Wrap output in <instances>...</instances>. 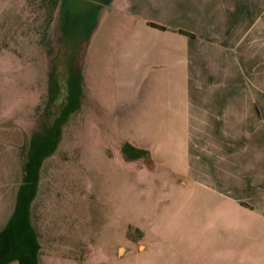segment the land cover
I'll list each match as a JSON object with an SVG mask.
<instances>
[{"label":"rangeland","instance_id":"obj_1","mask_svg":"<svg viewBox=\"0 0 264 264\" xmlns=\"http://www.w3.org/2000/svg\"><path fill=\"white\" fill-rule=\"evenodd\" d=\"M158 2L67 0L70 37L63 44L58 0H0V229L14 208L31 134L58 117L66 101V79L76 83L78 70L82 79L80 107L62 127L56 151L44 161L32 204L41 245L38 264H264L250 259L245 240L231 239L230 245V238L212 224L218 199L205 198L199 190L188 199L190 188L178 183L184 170L179 111L185 87H160L158 93L150 79L139 81L147 68L153 73L149 56L137 48L151 45L141 31L157 17ZM213 6L218 28L229 32L231 5H225L228 14L219 3ZM238 8L241 13L243 7ZM255 13L262 25L264 9ZM232 55V69L222 59L227 77H253L256 63L242 60L236 68ZM198 60L192 54L191 79ZM159 69L167 76V70ZM52 72L60 92L46 110ZM170 92L178 106L171 107ZM243 107L240 103L233 117L239 127L262 130L263 120L247 118ZM173 129L176 147L169 149ZM240 137L235 168L242 176L253 163L250 149L256 140ZM129 140L141 147L136 149L139 158L121 160L118 155L130 148ZM155 140L163 145L153 151L160 162L153 172L150 148Z\"/></svg>","mask_w":264,"mask_h":264},{"label":"crops","instance_id":"obj_2","mask_svg":"<svg viewBox=\"0 0 264 264\" xmlns=\"http://www.w3.org/2000/svg\"><path fill=\"white\" fill-rule=\"evenodd\" d=\"M181 1L182 4H176ZM184 1L187 0H161L157 6L159 8L157 17L151 20L150 25H144L142 36L150 39L151 45L141 46L137 48V52L149 56L148 62L153 66L149 67L153 68V73L150 75L147 68L146 73L138 79L141 83H144L145 79H150L151 85L157 86L158 93L162 91L160 87H185L184 101L179 111L183 119L184 170L178 183L182 182L183 188H190L188 199L195 196L196 190H199V195L204 193L205 198L218 199L214 206L215 223L207 224L212 223L219 227L218 231H222L224 236L230 238V245L231 239L245 240L250 259L262 262L264 125L262 130L258 126L240 128L236 115L241 103L247 118L254 121L259 118L264 123V20L260 25L259 17H255V9H264V0H195L198 4L193 6L183 3ZM213 3H219L223 7L221 10L224 9L226 14L228 13L225 5H231V12L234 14L229 17L231 21L229 32L221 31L218 28L219 23L213 19V13L218 12ZM235 4L243 7L241 13ZM227 16L222 14L224 19H228ZM190 20L199 24L191 25ZM192 54L199 56V60L197 75L191 79L189 65ZM232 54L235 55L236 68L243 60L256 63L255 66L260 72H256L253 65V77L245 74L240 78L238 74L227 77L226 71L228 68L232 69L233 60L232 57L229 58ZM222 59L226 60L228 68L222 66L224 62ZM228 63H231V66H228L230 65ZM159 68L167 70V76ZM244 86L247 90L240 88ZM173 100L174 93L170 92L168 101L172 104L171 107L178 106L179 104L175 105ZM176 132L175 129L170 132L169 149L176 147L172 139ZM241 133L253 135L256 140L250 149L253 163L248 168L247 175L242 176L237 170V156L243 145L240 143ZM128 143L130 148L141 149L133 140H129ZM160 145L163 144H156L150 148L149 168L153 172H156L160 165L153 151ZM208 152L212 153L209 158ZM118 156L124 160L125 156L121 151Z\"/></svg>","mask_w":264,"mask_h":264},{"label":"trees","instance_id":"obj_3","mask_svg":"<svg viewBox=\"0 0 264 264\" xmlns=\"http://www.w3.org/2000/svg\"><path fill=\"white\" fill-rule=\"evenodd\" d=\"M59 16L62 19L61 38L63 42L68 33L67 0H58ZM75 29L71 32L74 33ZM56 72H52L47 81V103L45 109H50L57 100L60 92ZM76 83L67 80V94L65 104L60 109L51 125L31 134L24 160L21 167V181L17 187L14 208L3 227L0 229V264L16 261L18 264H38L41 245L39 235L32 220V203L36 198L41 174V168L46 158L57 149L62 134V127L69 116L80 107L82 97L81 74L77 71ZM126 159H138L141 151L128 148L122 149Z\"/></svg>","mask_w":264,"mask_h":264},{"label":"water","instance_id":"obj_4","mask_svg":"<svg viewBox=\"0 0 264 264\" xmlns=\"http://www.w3.org/2000/svg\"><path fill=\"white\" fill-rule=\"evenodd\" d=\"M120 253H122V249H121Z\"/></svg>","mask_w":264,"mask_h":264}]
</instances>
